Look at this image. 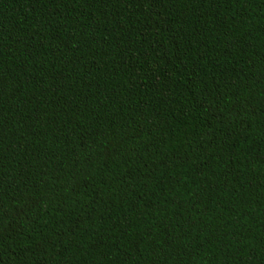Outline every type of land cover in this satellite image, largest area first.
<instances>
[{
    "label": "trees",
    "instance_id": "obj_1",
    "mask_svg": "<svg viewBox=\"0 0 264 264\" xmlns=\"http://www.w3.org/2000/svg\"><path fill=\"white\" fill-rule=\"evenodd\" d=\"M0 264H264V0H0Z\"/></svg>",
    "mask_w": 264,
    "mask_h": 264
}]
</instances>
